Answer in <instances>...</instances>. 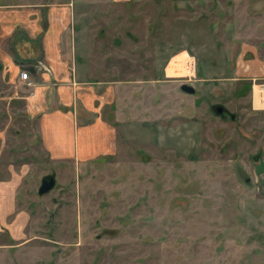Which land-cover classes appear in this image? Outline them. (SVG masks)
I'll use <instances>...</instances> for the list:
<instances>
[{
    "label": "rangeland",
    "instance_id": "obj_1",
    "mask_svg": "<svg viewBox=\"0 0 264 264\" xmlns=\"http://www.w3.org/2000/svg\"><path fill=\"white\" fill-rule=\"evenodd\" d=\"M38 1L0 0V52L17 14L74 10L64 42L77 78L100 82L117 142L81 163L45 161L14 114L28 92L0 74V156L32 166L0 210V264H264V131L248 101L262 83L240 63L255 67L264 0Z\"/></svg>",
    "mask_w": 264,
    "mask_h": 264
},
{
    "label": "crops",
    "instance_id": "obj_2",
    "mask_svg": "<svg viewBox=\"0 0 264 264\" xmlns=\"http://www.w3.org/2000/svg\"><path fill=\"white\" fill-rule=\"evenodd\" d=\"M46 1L59 3L65 0L38 2ZM125 1L129 0H71L88 4ZM25 17L28 21L21 22ZM14 19L12 29L3 33L6 39L1 47L7 49L6 53L0 52L4 53L0 54V74L8 75V81L14 83L12 88L15 93L19 89L28 92L18 96L20 99L16 101L23 105L14 114L20 113L27 125L31 122L35 126V135H31L29 140L34 137L39 141L44 151V160L53 163L73 158L75 162L81 163L99 157L106 142H117L115 127L110 121L102 119L103 113L97 108L100 104H95V99L101 93L98 91L100 82L77 78L76 61L71 58L74 48L64 42V33L75 25L74 10L40 9L26 14L19 13ZM18 26L20 29H17ZM257 40L260 43L254 47V69L249 60L240 63L247 64L249 70L245 71L250 81L262 83L260 86L253 85L248 101L251 110L261 118L257 121L258 129L264 131V36L260 35ZM21 72H27V79L21 78ZM81 106L87 110L86 115L93 113L95 117L83 118L80 114ZM4 117L7 118L6 115ZM3 145L6 142L0 138V154ZM2 157L0 210L4 209L9 190L14 191L32 168L28 162L19 158L13 162H4ZM2 173H7V178L2 179Z\"/></svg>",
    "mask_w": 264,
    "mask_h": 264
},
{
    "label": "water",
    "instance_id": "obj_3",
    "mask_svg": "<svg viewBox=\"0 0 264 264\" xmlns=\"http://www.w3.org/2000/svg\"><path fill=\"white\" fill-rule=\"evenodd\" d=\"M181 90L193 94L195 92V89L193 88V86L189 85V84H182L180 86ZM217 111L221 112L222 108L221 107H217ZM57 183L56 180V176L55 173H51V174H47L44 175L41 179V183L38 187V194L39 195H44L46 193H48L49 191H51L53 188H55Z\"/></svg>",
    "mask_w": 264,
    "mask_h": 264
},
{
    "label": "built area",
    "instance_id": "obj_4",
    "mask_svg": "<svg viewBox=\"0 0 264 264\" xmlns=\"http://www.w3.org/2000/svg\"><path fill=\"white\" fill-rule=\"evenodd\" d=\"M184 56H186L188 58V59H186L187 61H185V65L187 64V68L190 71L189 77L192 76L196 79L197 74L195 73L196 72V66H195V60H194L195 57L190 56V54L187 52H184ZM189 58L192 60V62L189 61ZM21 78L27 79V72H21ZM27 84H31V82H28Z\"/></svg>",
    "mask_w": 264,
    "mask_h": 264
},
{
    "label": "flooded vegetation",
    "instance_id": "obj_5",
    "mask_svg": "<svg viewBox=\"0 0 264 264\" xmlns=\"http://www.w3.org/2000/svg\"><path fill=\"white\" fill-rule=\"evenodd\" d=\"M219 107V106H218Z\"/></svg>",
    "mask_w": 264,
    "mask_h": 264
}]
</instances>
